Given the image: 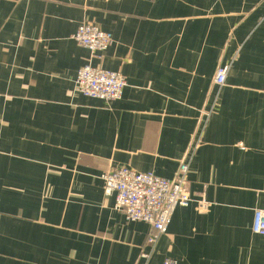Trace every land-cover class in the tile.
I'll return each instance as SVG.
<instances>
[{
  "label": "crops",
  "instance_id": "1",
  "mask_svg": "<svg viewBox=\"0 0 264 264\" xmlns=\"http://www.w3.org/2000/svg\"><path fill=\"white\" fill-rule=\"evenodd\" d=\"M85 22L112 35L107 51L73 39ZM87 65L122 74V98L78 94ZM200 135L188 189L209 212L178 208L152 249L102 176L174 179ZM256 210L264 0H0V264H264Z\"/></svg>",
  "mask_w": 264,
  "mask_h": 264
},
{
  "label": "built area",
  "instance_id": "2",
  "mask_svg": "<svg viewBox=\"0 0 264 264\" xmlns=\"http://www.w3.org/2000/svg\"><path fill=\"white\" fill-rule=\"evenodd\" d=\"M73 39L97 56L107 51L113 43L110 33L91 22L83 23ZM228 72L229 67L217 70L214 84L219 89L225 86ZM126 87L127 81L122 74L90 65L80 69L75 82L78 94L107 103L120 100ZM201 136L193 141L174 179L161 178L153 173H138L126 167L111 169L102 176L105 194L115 197V209L122 212L128 222H143L151 227L148 245L152 249L160 237L167 234L178 208H187L196 203L200 213L209 212L210 204L203 200L194 201L188 189L190 166L202 145ZM253 231L264 236V210L255 211ZM141 258L149 261L151 255L143 254ZM163 264L178 263L166 260Z\"/></svg>",
  "mask_w": 264,
  "mask_h": 264
}]
</instances>
